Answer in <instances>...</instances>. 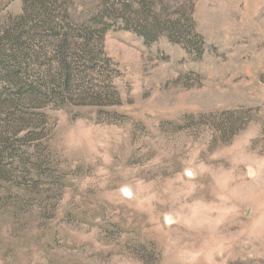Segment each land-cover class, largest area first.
<instances>
[{
    "label": "rangeland",
    "instance_id": "rangeland-1",
    "mask_svg": "<svg viewBox=\"0 0 264 264\" xmlns=\"http://www.w3.org/2000/svg\"><path fill=\"white\" fill-rule=\"evenodd\" d=\"M0 264H264V0H0Z\"/></svg>",
    "mask_w": 264,
    "mask_h": 264
}]
</instances>
